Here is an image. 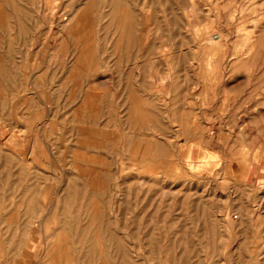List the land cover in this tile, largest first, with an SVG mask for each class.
Wrapping results in <instances>:
<instances>
[{"label": "rangeland", "instance_id": "obj_1", "mask_svg": "<svg viewBox=\"0 0 264 264\" xmlns=\"http://www.w3.org/2000/svg\"><path fill=\"white\" fill-rule=\"evenodd\" d=\"M0 264H264V0H0Z\"/></svg>", "mask_w": 264, "mask_h": 264}, {"label": "bare ground", "instance_id": "obj_2", "mask_svg": "<svg viewBox=\"0 0 264 264\" xmlns=\"http://www.w3.org/2000/svg\"><path fill=\"white\" fill-rule=\"evenodd\" d=\"M80 19H82V18H80ZM79 22H80V21H79ZM81 25L85 26V23H84L83 20L81 21Z\"/></svg>", "mask_w": 264, "mask_h": 264}]
</instances>
